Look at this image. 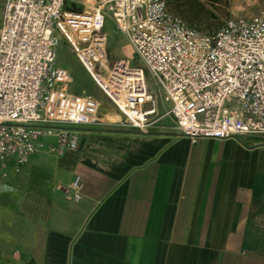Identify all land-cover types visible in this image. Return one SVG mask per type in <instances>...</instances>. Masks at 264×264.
<instances>
[{"label": "crops", "instance_id": "1", "mask_svg": "<svg viewBox=\"0 0 264 264\" xmlns=\"http://www.w3.org/2000/svg\"><path fill=\"white\" fill-rule=\"evenodd\" d=\"M157 105L151 129L110 109L114 123L77 127L76 150L8 163L0 264H264V136L192 140ZM76 175L79 202L55 189Z\"/></svg>", "mask_w": 264, "mask_h": 264}, {"label": "built area", "instance_id": "2", "mask_svg": "<svg viewBox=\"0 0 264 264\" xmlns=\"http://www.w3.org/2000/svg\"><path fill=\"white\" fill-rule=\"evenodd\" d=\"M74 3L83 5L82 0H2L0 176L8 163L17 172L39 150L57 155L76 150L77 127L101 123L99 101L69 90L70 73L56 62L60 38L125 115L126 126H147L158 96L169 106L165 114L178 135L264 136V6L205 33L170 10L168 0H104L81 12ZM106 14L142 66L108 60ZM147 75L154 79L153 91ZM121 99L141 118L130 116ZM55 189L79 202L83 184L76 175Z\"/></svg>", "mask_w": 264, "mask_h": 264}, {"label": "rangeland", "instance_id": "3", "mask_svg": "<svg viewBox=\"0 0 264 264\" xmlns=\"http://www.w3.org/2000/svg\"><path fill=\"white\" fill-rule=\"evenodd\" d=\"M200 1L204 3L205 7H198L197 3L193 0H168V7L173 12L179 14L187 24L195 26L202 32L212 33L226 19L251 16L256 14L264 6V0H222L216 5L207 1ZM103 2L104 0H93L91 3L88 0H82L83 5L81 3H74V8L79 12L83 11L84 8L91 10L94 5L97 6ZM68 4L73 5L72 3ZM103 33L106 37V53L110 62L118 59H129L131 60L132 66H142L138 60L134 59L132 45L123 33L116 30L109 14L105 15ZM56 62L59 66L69 71L71 76L69 90L71 92L90 94L99 101L101 105L99 117H102V114H107V121L114 123L113 119L117 114L120 116V121L117 123L121 127L135 130H148L159 125L160 108L157 109L155 114L149 117L147 121L148 125L145 127H130L124 125L126 120L125 115L113 105L63 38L59 39ZM146 78L150 89L153 91L154 79L149 75ZM155 98L159 100L158 96ZM110 109H113L116 114L112 111L109 112ZM254 140L259 141L261 139L256 137Z\"/></svg>", "mask_w": 264, "mask_h": 264}, {"label": "bare ground", "instance_id": "4", "mask_svg": "<svg viewBox=\"0 0 264 264\" xmlns=\"http://www.w3.org/2000/svg\"><path fill=\"white\" fill-rule=\"evenodd\" d=\"M90 3L93 2V0H88ZM119 104L121 107H123L130 116H133L135 118H141V115L138 113V112H135V111H132L130 109H127V105H126V102L124 100H119Z\"/></svg>", "mask_w": 264, "mask_h": 264}, {"label": "trees", "instance_id": "5", "mask_svg": "<svg viewBox=\"0 0 264 264\" xmlns=\"http://www.w3.org/2000/svg\"><path fill=\"white\" fill-rule=\"evenodd\" d=\"M189 1H191V0H189ZM193 1H195L197 3L198 7H205V5H204V3H202V1H200V0H193ZM203 1H207L213 5H216L219 2H221L222 0H203Z\"/></svg>", "mask_w": 264, "mask_h": 264}]
</instances>
